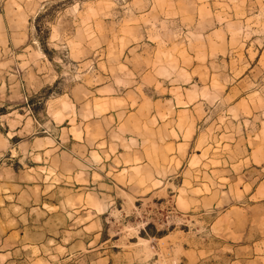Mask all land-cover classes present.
<instances>
[{
	"label": "rangeland",
	"instance_id": "obj_1",
	"mask_svg": "<svg viewBox=\"0 0 264 264\" xmlns=\"http://www.w3.org/2000/svg\"><path fill=\"white\" fill-rule=\"evenodd\" d=\"M0 264H264V0H0Z\"/></svg>",
	"mask_w": 264,
	"mask_h": 264
}]
</instances>
